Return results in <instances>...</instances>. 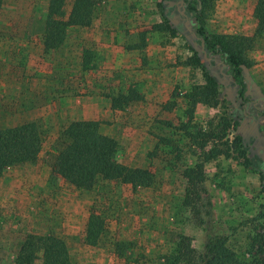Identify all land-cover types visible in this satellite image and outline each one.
I'll list each match as a JSON object with an SVG mask.
<instances>
[{
  "label": "rangeland",
  "instance_id": "obj_1",
  "mask_svg": "<svg viewBox=\"0 0 264 264\" xmlns=\"http://www.w3.org/2000/svg\"><path fill=\"white\" fill-rule=\"evenodd\" d=\"M74 1L3 0L0 128L36 121L44 143L35 162L8 167L0 176V264H15L23 241L32 233L63 238L70 264H174L180 236L196 237L200 230L189 221L184 205L188 192L184 171L202 159L195 134L208 129L215 115L234 111L233 105L240 104L238 86L229 70L221 71L216 57L212 63L225 109L207 105L210 111L203 108L190 118L187 91L179 90L180 80L171 99L162 104L164 109L176 107L174 114H138L139 100L114 108L116 96L130 88L139 92L137 86L147 82L146 69L180 67L190 80L188 88L205 83L201 69L184 64L192 55L190 46L201 44L198 23L188 10V0H172L176 9L170 23L178 31L176 36L153 29L164 22L161 0H107L97 5L90 26L69 27L64 42L56 45L45 33L48 16L68 19ZM255 5L256 0H216L205 23L221 41L245 47L251 62L246 65L249 75L264 94V31L258 30ZM144 34L146 46L133 48L143 44ZM85 49L90 54L88 69L83 64ZM132 49L137 50L128 52ZM124 62L132 66L125 68ZM85 96L95 100L86 112L81 103L74 114L61 109L70 97ZM248 96L264 108L253 88ZM167 103L171 108L165 107ZM233 115L237 124L230 138L238 135L249 157L259 163L252 161L245 168L224 156L206 161L214 212L211 224L228 237V245L240 259L249 260L248 235L256 226H264V166H259L263 160L256 146L250 145L249 124L240 123L239 114ZM73 120L99 121L100 131L118 140L115 159L150 168L154 182L133 188L100 178L87 190L65 181L53 168L58 151L69 145L63 130ZM258 132L264 143V129ZM92 209L105 224L96 244L86 241ZM34 264H42L40 256Z\"/></svg>",
  "mask_w": 264,
  "mask_h": 264
},
{
  "label": "trees",
  "instance_id": "obj_2",
  "mask_svg": "<svg viewBox=\"0 0 264 264\" xmlns=\"http://www.w3.org/2000/svg\"><path fill=\"white\" fill-rule=\"evenodd\" d=\"M103 1L107 0H75L68 19L48 16L45 33L53 38L56 45L62 44L69 27L91 25L96 7ZM215 1L188 0V10L193 13L198 23L197 33L207 54L221 59L238 86L239 95L245 97L247 83L243 64L248 67L251 65L246 56L245 47L223 42L217 36L210 34L206 28L207 12L213 8ZM165 2H169V5L166 6ZM2 5L3 0H0V15ZM158 6L164 22L154 24L153 29L176 36L178 31L170 23L176 9L175 3L172 0H161ZM254 15L258 21L259 32L264 31V0H256ZM145 41L144 34L143 44L133 48L146 46ZM190 50L192 55L185 60L184 64L201 69L205 79L203 84H192L185 93L190 118L194 117L198 103L225 109L226 100L222 96L220 83L214 72L203 60L198 49L190 46ZM84 53L83 64L84 68L88 69L90 54L87 49ZM141 99L143 96L134 88H130L127 94H120L113 98L112 105L114 108L122 107L131 101ZM165 107L171 108V105L167 103ZM233 116V112L224 110L208 122V129H200L195 134L202 159L184 171L188 182L184 205L189 209V221L200 230L196 237L188 234L180 236L176 253L172 258L174 264H264V226H256L248 235V246L252 254L249 260H243L228 245V237L216 232L211 224L214 212L212 188L205 169L206 161L224 156L245 168H250L253 163L243 146L242 139L238 135L230 138L231 131L236 129L237 124ZM63 133L70 142L66 149L58 151L53 171L76 188L92 189L100 178L107 181H119L133 188L150 186L154 182V172L150 168L129 166L115 159L119 146L118 140L103 134L100 131L99 121L73 120L65 127ZM43 143V131L36 121L0 128V176L8 167L35 162L42 151ZM261 177H264V171ZM217 184L220 186L219 182ZM263 185L262 192H264ZM104 225V220L92 209L86 229V241L89 244L97 243ZM38 256L42 259V264L71 263L70 250L66 241L52 234L27 235L18 251L15 264H34Z\"/></svg>",
  "mask_w": 264,
  "mask_h": 264
},
{
  "label": "crops",
  "instance_id": "obj_3",
  "mask_svg": "<svg viewBox=\"0 0 264 264\" xmlns=\"http://www.w3.org/2000/svg\"><path fill=\"white\" fill-rule=\"evenodd\" d=\"M148 50L150 51V47H147ZM137 49H132L129 50L128 52H131ZM126 53L124 52L125 55ZM130 55V54H129ZM211 56V55H210ZM148 57H152L151 52H149ZM218 56H211V62H210V67L212 68V70H214L213 68V61H215V58ZM125 59H123L124 61ZM122 60H119V63ZM123 67L129 69L132 65L129 62H124V64H122ZM188 68L190 66H187ZM227 70L226 68H224V71ZM184 74H186L185 72H183L182 70H180V67H175L173 68H160L157 67V69H146V74L148 76L147 78V82L145 80L144 84L138 85V91L139 93L144 97L142 100H139L137 102L141 103V109L137 112L138 114H174L176 112V107L172 108V109H164L162 104L166 103L169 99H171L172 96V92L175 90L176 87V83H178L177 81L180 80L182 84V86L179 88V90H182L181 93L186 92L189 88L187 86H189L190 84H186L187 81L189 82V78L185 76H183ZM188 88V89H187ZM102 96V95H101ZM69 104H67L66 107L61 108L65 113H67V111L71 112L72 114H74L75 112L78 111V108L80 107V105H78L79 103H81L84 108V112H86L87 110V106L90 104L89 102L93 101L94 99H92V97L90 98V96H85V97H80V98H74V97H70L69 99ZM95 101V100H94ZM98 102V100H97ZM89 103V104H88ZM63 107V106H62ZM203 108H205L204 111H210V108H208L207 105H204L202 103H198L197 107H196V113L195 114H199V111H201ZM209 109V110H208ZM110 110H112V108L110 107ZM104 134V132H103Z\"/></svg>",
  "mask_w": 264,
  "mask_h": 264
},
{
  "label": "flooded vegetation",
  "instance_id": "obj_4",
  "mask_svg": "<svg viewBox=\"0 0 264 264\" xmlns=\"http://www.w3.org/2000/svg\"><path fill=\"white\" fill-rule=\"evenodd\" d=\"M236 97L240 101V104L237 106L233 105V114H239L238 120L240 123L249 124L251 137H253L250 145L253 147L256 146V150L263 160V163L260 162L259 166L261 167V164L264 166V143H262L261 136L258 132L259 129L261 131L264 129V108L262 109L261 106H258V101L252 99L247 94H245V97H241L238 93V88ZM251 159L255 163H259L256 158Z\"/></svg>",
  "mask_w": 264,
  "mask_h": 264
},
{
  "label": "water",
  "instance_id": "obj_5",
  "mask_svg": "<svg viewBox=\"0 0 264 264\" xmlns=\"http://www.w3.org/2000/svg\"><path fill=\"white\" fill-rule=\"evenodd\" d=\"M194 45H195L194 47L199 50L200 54L203 57V60L210 66V62H207V61H210L211 56L207 54L203 43L201 42V44L198 46V44L196 42H194ZM220 63L222 64L221 71L223 73H225L224 68L226 67V65L221 61V59H220ZM211 70H212V68H211ZM243 70H244L245 81L247 83L246 94L248 95L250 93V91H252V88H253L257 92V94L261 97V100L264 101V94L261 92V89L259 88V86L254 82L253 78L249 75L248 68L245 64H243ZM212 71L214 72V70H212ZM214 74H215V72H214ZM232 80H233V78H232ZM229 89H230V87H229ZM233 102L236 104L235 101H233Z\"/></svg>",
  "mask_w": 264,
  "mask_h": 264
}]
</instances>
